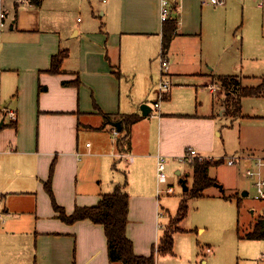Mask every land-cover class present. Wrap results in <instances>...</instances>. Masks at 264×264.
Wrapping results in <instances>:
<instances>
[{"label": "crops", "instance_id": "1", "mask_svg": "<svg viewBox=\"0 0 264 264\" xmlns=\"http://www.w3.org/2000/svg\"><path fill=\"white\" fill-rule=\"evenodd\" d=\"M258 4L181 0L171 15L176 30L163 52L160 0H38L32 6L1 0L6 19L0 28V264H111L103 225L89 219L69 223L62 216L96 206L117 187L128 195L126 236L135 255L153 256V264L180 258L176 237L189 234L180 227L187 201L172 251L160 256L157 250L166 232L158 190L169 180L166 171V182L158 183L157 157L175 163L169 167L187 189L191 162L184 172L178 164L187 148L220 161L208 170L220 188L210 171L228 156L221 120H239L240 128L245 120L264 118L242 114L245 97L231 112L226 95L213 90L222 77L253 88L230 73L239 55V63L244 56L264 62V0ZM78 11L84 20H74ZM61 52L66 56L58 73L49 72ZM159 57L168 62L171 84L160 100ZM149 98L159 108L143 117L140 106ZM129 115L140 119L129 127L126 144L120 120ZM109 121L120 122V131ZM238 139L243 142L231 143L230 166L256 169V159L264 161V136L242 132Z\"/></svg>", "mask_w": 264, "mask_h": 264}, {"label": "rangeland", "instance_id": "2", "mask_svg": "<svg viewBox=\"0 0 264 264\" xmlns=\"http://www.w3.org/2000/svg\"><path fill=\"white\" fill-rule=\"evenodd\" d=\"M76 18L84 20L83 13L81 11L74 13V20ZM240 58L239 55L236 70L234 68L230 74H235L241 79H248L244 80L247 87L261 86L264 83V62L251 61L244 56L243 63H239ZM160 60L159 57V64ZM245 75L250 76L244 78ZM236 82L240 87L239 80ZM214 83L213 90L220 89L219 92L226 95L227 99L231 93V97L235 96L233 89L224 88L218 81ZM154 95H156L155 91ZM154 102L155 98H149L143 104L153 108ZM241 112L245 116L255 114L264 116V95L242 99ZM220 123L226 125L225 128L227 129L225 130L228 132V156L225 158L224 164L212 169L210 174L217 177L221 188L216 189L213 186L206 189L202 197L190 198L184 195L177 176L173 174L172 166L169 167V164L175 163H170L169 159L166 161V171L169 177L168 186L162 185L160 190H165L167 187L173 188L172 193L163 192L159 195V197L161 196L159 199L160 209L165 212L163 221L166 222V233L176 228L173 217L178 211L179 202L183 198H187L188 205L187 216L180 222V227L186 229L189 234H180L176 237L180 258L171 261L172 264H264V240L250 241L245 238V235L251 230L250 225L256 222L259 217L263 218V214L259 216V213L264 212V199H256L254 181L246 176L244 167L238 168V163L233 167L227 164V158L229 159L230 153H232L231 143L235 141L237 144H242L243 141L238 139L242 132L248 133L250 136H264V130H261L264 128V118L263 120H245L242 122L244 126L240 128L237 127L239 120H226L224 118ZM220 137L218 136V138ZM251 145L252 142L249 146ZM193 162L194 160L191 163ZM178 164L184 172V165L188 162H178ZM263 171L264 168L261 170V178L264 180ZM186 179L190 187L191 175ZM216 183L218 182L216 181ZM244 191L248 192L247 196L242 195ZM223 196L226 199L231 198V200H224V198L222 200ZM251 211H254L255 214L252 215ZM199 229L204 230L199 232ZM162 254L160 253V256Z\"/></svg>", "mask_w": 264, "mask_h": 264}, {"label": "trees", "instance_id": "3", "mask_svg": "<svg viewBox=\"0 0 264 264\" xmlns=\"http://www.w3.org/2000/svg\"><path fill=\"white\" fill-rule=\"evenodd\" d=\"M36 3V2H35ZM164 30L162 37V50L166 52L169 42L174 35L177 27L175 19H168L163 22ZM66 53L61 52L54 56L51 60V67L49 72L58 73L62 60L65 58ZM221 85L224 88H231L235 92V96H228L226 105L230 108L231 112H236L240 106V98L252 97L264 94V83L259 87L253 88H240L234 77H222L220 78ZM261 88V89H260ZM232 94V93H231ZM230 94V95H231ZM108 118L107 116H105ZM140 119L138 115H129L122 118L120 121L123 124L122 131H124L123 140L127 144L129 127ZM220 164V161L194 160L191 163L193 169L192 185L186 191L184 195L190 198H199L203 196L204 190L213 186L216 181L208 176V170L212 166ZM226 199L225 196H223ZM186 198H183L180 202L178 211L174 216V222L179 223L187 213ZM239 207V203H237ZM128 214V195L122 192L120 187L115 188L114 192L105 194L101 197L98 204L94 207L78 208L70 216H62L64 221L69 223L80 219H89L94 223L103 225L104 232L107 238V252L108 258L111 264H153V256L141 257L135 255L133 252V246L129 238L126 236ZM251 230L245 235L248 240H264V218H259L255 224L250 228ZM179 231L178 228H174L161 237L157 250L159 253H170L173 247L174 232Z\"/></svg>", "mask_w": 264, "mask_h": 264}, {"label": "built area", "instance_id": "4", "mask_svg": "<svg viewBox=\"0 0 264 264\" xmlns=\"http://www.w3.org/2000/svg\"><path fill=\"white\" fill-rule=\"evenodd\" d=\"M38 0H15L17 4L26 5V6H32L35 4V2ZM161 1V15L160 19L161 22H165L168 19L171 18L172 13L177 9L179 6V2L181 0H160ZM203 3H207L212 6H224L228 0H201ZM263 0H259V6L262 5ZM5 11L3 10L1 6V0H0V28H3L5 26ZM167 67L168 62L164 58L160 60V79L157 83V95L158 100H160L165 94H167L170 91L171 84L169 82V79L167 77ZM154 109L159 108V103L156 102L153 105ZM9 119L14 121L16 119V115L14 112L10 111L8 112ZM194 159L200 161L205 160L206 158L201 157L195 149L193 148H187L184 155L178 159L179 163L182 162H192ZM234 158H231L227 161L228 165H232L234 163ZM166 161L167 158L165 156L159 155L157 157V163H156V177L158 183H164L167 179L166 174ZM256 169H248L245 171V174L247 177L252 179L254 181V187L256 189V199L257 200H263L264 199V180L261 178L260 174V168L264 167V162L262 160L256 159ZM172 193L173 189L172 187H167L165 190H158V193ZM1 218V215H0ZM264 218V213H263Z\"/></svg>", "mask_w": 264, "mask_h": 264}, {"label": "water", "instance_id": "5", "mask_svg": "<svg viewBox=\"0 0 264 264\" xmlns=\"http://www.w3.org/2000/svg\"><path fill=\"white\" fill-rule=\"evenodd\" d=\"M151 111V107L147 104H142L140 106V112H141V116L143 117H146ZM109 124L115 128L117 131H120L121 127H120V122H112V121H109ZM180 184H181V187L183 189V191H186L187 190V186H186V182L185 180L183 179H180ZM215 186H217V184H215ZM221 188V186H218ZM242 195H246V192L242 193Z\"/></svg>", "mask_w": 264, "mask_h": 264}]
</instances>
